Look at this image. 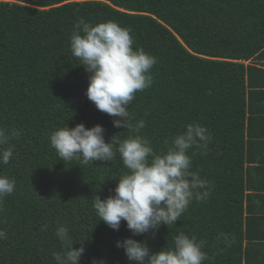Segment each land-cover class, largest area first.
<instances>
[{"label": "trees", "instance_id": "trees-1", "mask_svg": "<svg viewBox=\"0 0 264 264\" xmlns=\"http://www.w3.org/2000/svg\"><path fill=\"white\" fill-rule=\"evenodd\" d=\"M81 18L130 28L133 49L156 58L151 87L128 106L129 122L144 120L139 135L154 150L166 151L165 140L189 123L211 134L206 154L188 152L211 195L193 200L170 229L161 224L133 237L124 221L118 231L98 222L95 195L114 194L113 178L126 171L119 154L83 165L60 161L50 145L66 124H100L106 142L134 134L114 127L85 95L89 74L70 49ZM262 88L264 0H0V128L21 131L9 163H0V176L16 182L0 202V264H55L60 225L74 248L83 243L81 264H131L118 240H144L158 252L180 231L207 242L203 264H264V192L250 191L264 190V167L248 165L260 134L249 112ZM220 233L230 246L217 240Z\"/></svg>", "mask_w": 264, "mask_h": 264}, {"label": "clouds", "instance_id": "clouds-1", "mask_svg": "<svg viewBox=\"0 0 264 264\" xmlns=\"http://www.w3.org/2000/svg\"><path fill=\"white\" fill-rule=\"evenodd\" d=\"M130 33V28L115 21L93 25L81 18L70 37V49L78 65L89 74L85 92L88 100L114 118V127L130 129L134 134L122 140L114 139V135L106 142L105 129L100 124L91 128L83 123L72 128L66 124L52 132L49 141L63 162L76 160L94 166L95 161L111 162L119 154L126 171L113 178H118L114 194L103 200L95 195L93 209L98 222L118 231L124 221L134 237L154 234L161 224L170 229L193 200L206 201L211 195L208 181L191 170L192 157L188 154L194 148L206 154L211 134L201 124L189 123L182 132L166 139V151L160 152L154 150L149 139L139 135L145 122L139 120L133 127L128 106L137 92L151 87V69L157 60L142 48L134 50ZM20 135L18 129L0 128V146L8 145L0 147V163H9L15 147L11 141ZM15 183L14 178L0 176V202L14 192ZM54 235L61 245V250L53 253L55 264H81L83 243L74 248L77 241L64 225L58 226ZM4 238L6 232L0 230V239ZM217 240L230 246L225 233H220ZM206 244L180 231L172 236L170 245L158 252H153L146 241L132 237L118 240L116 247L123 249L131 264H203L208 258L203 250ZM92 264L97 261L93 259Z\"/></svg>", "mask_w": 264, "mask_h": 264}, {"label": "crops", "instance_id": "crops-1", "mask_svg": "<svg viewBox=\"0 0 264 264\" xmlns=\"http://www.w3.org/2000/svg\"><path fill=\"white\" fill-rule=\"evenodd\" d=\"M254 99L256 101V107L253 108V110H250L249 112V118H248V124L249 122L254 124V126L259 125L258 128H256L257 132H260L258 136L254 138L258 142L257 145H255V148L252 150H257L256 155L252 154L253 159H250L248 161V165L252 166H259L260 168L264 167V88L262 90H257V93L254 95ZM258 111V112H257ZM254 193H262L264 190H250ZM259 214V213H257Z\"/></svg>", "mask_w": 264, "mask_h": 264}, {"label": "rangeland", "instance_id": "rangeland-1", "mask_svg": "<svg viewBox=\"0 0 264 264\" xmlns=\"http://www.w3.org/2000/svg\"><path fill=\"white\" fill-rule=\"evenodd\" d=\"M248 62H250V61H247L246 63H248Z\"/></svg>", "mask_w": 264, "mask_h": 264}]
</instances>
